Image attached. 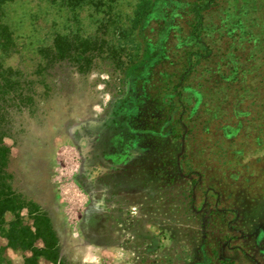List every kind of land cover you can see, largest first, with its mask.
<instances>
[{
    "label": "rangeland",
    "instance_id": "1",
    "mask_svg": "<svg viewBox=\"0 0 264 264\" xmlns=\"http://www.w3.org/2000/svg\"><path fill=\"white\" fill-rule=\"evenodd\" d=\"M136 1L114 2V17L126 19ZM216 2L206 14L213 56L183 80L204 83V98L184 95L174 112L150 97L152 86L131 83L118 56L103 58L106 15L96 13L106 18L91 26L94 8H82L98 44L82 63L55 62L40 49L67 33L69 9L7 3L16 47L3 60L16 90L0 96V130L11 148L12 184L49 217L70 264H264V0ZM155 28L153 20L139 39H155ZM244 31L260 38L250 44ZM177 39L173 63L157 66L151 83L161 69L179 78ZM230 51L249 70L236 106L219 99L239 94V84L219 90L206 82V65L222 66L220 55ZM22 215L32 223L26 209ZM31 255L0 233V264H25Z\"/></svg>",
    "mask_w": 264,
    "mask_h": 264
},
{
    "label": "trees",
    "instance_id": "2",
    "mask_svg": "<svg viewBox=\"0 0 264 264\" xmlns=\"http://www.w3.org/2000/svg\"><path fill=\"white\" fill-rule=\"evenodd\" d=\"M10 0H0V96L6 99L16 90L13 80V71L6 68L3 57L9 51L15 49L16 41L14 30L11 29L6 21V6ZM51 4H56L62 8L69 9L67 23V33H56L54 39L47 47L40 50L43 59H50L55 62H62L69 59L72 62L82 63L88 58V51L92 45H97L98 41L93 40L95 32L93 27L86 26L83 19L80 18L81 9L85 6L93 7V14L90 16L91 26L104 22L101 29H105L108 37L104 39L106 45L105 59L115 56L125 69L130 70L129 81L133 84L142 83L143 86H152L153 91L150 97L159 102V106L169 104L173 112L180 108L181 103L186 99L184 95L198 99L204 98L205 85H184L183 80L187 72L197 71L198 65L203 60L212 58L213 46L208 42L209 27L206 22V14L212 11L217 5L216 0H137L134 9L126 19L115 18L112 8L117 0H46ZM109 7V8H107ZM96 13L106 15L99 21ZM180 18L182 21H179ZM157 22L155 39L145 38L140 40L144 29L152 21ZM234 22V24H236ZM239 24V22H238ZM100 29V30H101ZM237 29L229 28L231 33ZM153 30V29H152ZM135 31L137 34L135 35ZM151 32V31H150ZM243 32V31H242ZM249 36V43L257 41L260 35L251 34L250 31H244ZM98 35V32H97ZM147 35V34H146ZM177 37L178 47H182V59L185 67L180 72L176 82L171 77L172 74L161 69L157 72L161 75L158 83H154L151 75L157 69V66L173 63L170 55L171 39ZM102 40V39H101ZM104 46V43H103ZM234 46V44L232 45ZM112 54V56L110 55ZM235 52L221 54L222 66L217 67L216 62L212 65H206L208 74L207 83L214 88L223 90L224 88L234 86L235 83L240 87L237 95L224 94L219 99L221 102L236 104L241 101V94L246 89L245 74L249 70L238 66ZM197 66V67H195ZM207 78V76H206ZM162 81V82H161ZM226 85V86H225ZM212 88V89H213ZM256 89V88H254ZM14 92V91H13ZM187 100V99H186ZM182 106V105H181ZM171 111V110H170ZM242 115H249V110H241ZM245 119L250 122L247 117ZM264 119V118H263ZM180 119L175 121L177 124ZM259 124L264 125V122ZM260 126V125H259ZM5 130H0V233L8 240V246L13 249L30 250L32 255L27 257L25 264H40L39 257H44L53 264H70L67 260L60 257V240L53 228L49 217L41 209V206L32 199L23 197L14 190L12 181L13 173L10 170L11 148L5 143ZM32 220L29 224L22 215L24 210ZM8 214H13L12 220L7 219ZM38 240L43 241V247L36 245ZM1 258V257H0Z\"/></svg>",
    "mask_w": 264,
    "mask_h": 264
},
{
    "label": "crops",
    "instance_id": "3",
    "mask_svg": "<svg viewBox=\"0 0 264 264\" xmlns=\"http://www.w3.org/2000/svg\"><path fill=\"white\" fill-rule=\"evenodd\" d=\"M87 258H89V257H87Z\"/></svg>",
    "mask_w": 264,
    "mask_h": 264
}]
</instances>
